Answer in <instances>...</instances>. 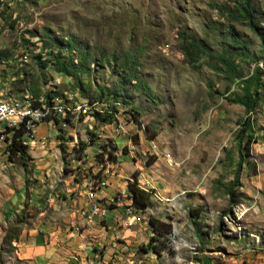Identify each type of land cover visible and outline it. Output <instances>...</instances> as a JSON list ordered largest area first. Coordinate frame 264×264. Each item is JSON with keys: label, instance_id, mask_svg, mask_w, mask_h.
I'll return each mask as SVG.
<instances>
[{"label": "rangeland", "instance_id": "374dc122", "mask_svg": "<svg viewBox=\"0 0 264 264\" xmlns=\"http://www.w3.org/2000/svg\"><path fill=\"white\" fill-rule=\"evenodd\" d=\"M236 1L0 0V99L33 102L50 89L75 116L70 125L45 120L40 123H49L46 130L38 133L39 123L27 132L34 135L24 138L28 167L19 156L8 157L7 137L0 140V264H29L21 239L34 236L41 221L48 231L60 224L56 205L48 201L57 194L77 198L78 190L68 188L100 175L93 193L108 181L114 189L123 185L116 188L119 196H103L102 215L130 198L124 185L132 182L146 189L151 201L145 208L124 207L121 228L134 233L114 239L120 250L106 264H264V88L251 113L258 141L241 167L235 200L228 192L238 168L240 120L246 116L245 107L230 98L243 93L242 79L257 64L264 68L262 38L221 9L235 10ZM250 2L264 34V0ZM181 28L215 54L227 53L239 76L208 56L195 69L182 52ZM61 39L90 53L79 83L59 78L52 63L45 64ZM73 52L79 60L77 49ZM101 89L111 91L105 100L99 99ZM112 96L122 103L106 99ZM39 99L49 104L45 95ZM111 113L114 123L106 120ZM92 136L95 143L83 148ZM12 198L24 206L21 214L11 207ZM129 215L133 222L125 226Z\"/></svg>", "mask_w": 264, "mask_h": 264}, {"label": "trees", "instance_id": "16d2710c", "mask_svg": "<svg viewBox=\"0 0 264 264\" xmlns=\"http://www.w3.org/2000/svg\"><path fill=\"white\" fill-rule=\"evenodd\" d=\"M236 4H237L236 9L233 11H226L225 8L223 9V7L221 9L224 12H229V14L237 21L238 20L246 21L247 24L262 38L263 47H264V34L259 29L258 26L259 19H257V15L252 7V3L250 2V0H237ZM32 33L33 35H36V32H32ZM178 36L180 37L183 54L187 57L188 63H190L195 69H199L202 63V58L204 56H208L211 59H218V61H220L222 64L226 66L227 70L230 71V73L233 74V76L236 77L239 76L236 67L233 65L234 62L230 60L229 56H227V53L221 52L220 54H215L212 50L209 49V47L207 46L206 42L203 39H201L194 33H190L187 28L179 29ZM232 37L236 46L239 47L240 50L243 49L244 52V48H246V46L244 45V43L241 42L240 37L236 34L235 31H232ZM44 42L46 43L45 47H48L47 45L49 43L47 42V40ZM57 42L59 44L58 45L59 50L56 53L50 51L49 54L51 55L52 58L46 60L45 64L52 63V65L54 66V71L57 74L62 75L64 77H68L71 80V82L74 77L76 81H78L79 83L80 72L86 71L87 68L86 66L90 64V59H91L90 53L81 47L72 46L73 44L70 41L66 42L65 40L61 39V40H57ZM65 49L69 50L71 54H67L65 52ZM76 49L80 54L79 60L77 61H75V54L73 52ZM261 58L264 59V48L261 51ZM134 64H136V62H134ZM263 74H264V68H261L260 64H257L254 67L252 74L249 77L242 79L243 93L241 95H235L233 98H230V101L232 103L243 105L246 111V116L240 120L241 128L238 132L237 145L240 152L238 168L235 173V180L230 185L228 190L231 200H235V195L233 190L235 186L239 184V174L241 171V167L245 162V157L249 155L250 146L253 142L258 141L256 132L253 129L254 118L252 117L251 113L258 106L260 97L262 95V89L264 88V80H262ZM142 85L146 86L145 83H142ZM53 94H54V90L47 89L44 93L42 92L40 96L45 95L47 100H49L48 101L49 104H51L52 103L51 98L53 97ZM107 94L110 95L111 91L107 93L104 91V89H101V91L98 94L99 99L105 100L104 97ZM113 94L115 97H117L118 95L117 92H114ZM40 96H37L36 97L37 100L33 101V104L36 107H39L42 104L41 100L40 99L38 100ZM106 99L109 100L113 99V101L121 102L120 100L115 99L113 96ZM95 100L97 99H94L92 101ZM115 109L117 110L118 108L115 107ZM71 112L72 110H69L68 115L65 118L61 116L60 117L55 116L54 118L55 123L57 124L64 123L63 125L67 124L68 120L61 122V119L73 118L74 115L71 116ZM94 113L100 114L101 112L94 111ZM134 114H135L134 115L135 121L139 123L137 117L138 113L134 112ZM106 116H107L106 120L109 121V123H114V119H113L114 116H112V113ZM25 136H27V138L30 139L32 138V136L29 133L25 132L23 127L16 129L15 133L10 138L7 139L9 143L7 145V149L10 150V154L8 155L10 159H15L17 156H19L20 159L22 160L21 162L22 165L28 167L25 159L29 156L28 154L29 146L24 142ZM96 137L97 136H92L90 142H86L83 148L87 147V145L94 144ZM110 155H112V153H110ZM101 176L102 175L98 176V178H100ZM129 189L131 192L130 198L133 200L134 205L136 204L139 208H145L151 203L147 190L139 186V184L135 182L129 183ZM104 204H102V206ZM13 233H10L11 240H13V236L17 234L16 230H14ZM151 239L154 240L155 236L152 237ZM150 245H152V248L159 253V250H157V247L154 244L151 243Z\"/></svg>", "mask_w": 264, "mask_h": 264}, {"label": "crops", "instance_id": "0c3cea01", "mask_svg": "<svg viewBox=\"0 0 264 264\" xmlns=\"http://www.w3.org/2000/svg\"><path fill=\"white\" fill-rule=\"evenodd\" d=\"M71 119L73 118H62L61 122L68 120L69 123H67L70 125ZM46 123L49 124L48 122L40 123L36 131L39 133L44 129L46 130ZM31 136V139H34V135ZM36 161L37 160H35V162ZM63 162L64 161L61 162L62 165ZM116 173L117 172L114 171V174ZM44 176L46 177V174ZM103 176L109 175L108 173H103ZM118 176L119 175H116V177ZM95 180L87 181L85 178L83 185L76 184L75 188L69 187L68 191L70 193L76 191V189L78 190L79 194H77V198H71L70 196L65 198V195H63L58 199L57 194L52 196L48 201L50 206L56 205L55 207L58 212L57 217L60 224H56L54 230L48 231L46 229H48L49 226L45 224V221H41V228L35 232L36 234L34 236H30L29 239H21V242H23V252L25 255H28V259H30L28 261L29 264H106L108 261L107 259H110V254L120 250L119 247L121 243L116 245V243L113 242L114 239L126 237L129 232L134 233L132 229L121 228L120 224L121 219L124 218V207L126 206L128 209H133L130 206L133 203L131 198L124 199L123 202L111 207L107 217L104 219L96 217L91 218V216L88 215L85 216L88 214V211H86L87 209L84 210L87 204L95 203V201L98 200L97 204L102 205L106 202L102 199L103 196H110L109 194H104V189H95L94 193L91 192ZM117 180L120 179L117 178ZM122 186L123 185L119 184L116 188L119 190V187ZM124 186H129V184ZM84 187H86V189H84ZM116 188L114 192L117 190ZM111 192H113V188L109 185L106 187L105 193ZM64 193L65 191L62 194ZM16 196L17 194L14 195L13 198ZM13 198L9 203H11V207H13L17 213L21 214L24 206L20 201L15 202ZM94 199L96 200L94 201ZM82 211L83 214L81 213ZM6 212L10 213L11 209H8ZM43 213L44 212H40V218ZM63 222L71 223V225H73L72 229L70 228L69 231V229H66V226L63 227ZM105 245L107 249L101 253V248ZM101 254L104 256L102 257ZM115 256L119 257V255Z\"/></svg>", "mask_w": 264, "mask_h": 264}, {"label": "bare ground", "instance_id": "6f19581e", "mask_svg": "<svg viewBox=\"0 0 264 264\" xmlns=\"http://www.w3.org/2000/svg\"><path fill=\"white\" fill-rule=\"evenodd\" d=\"M59 97L61 98V96ZM41 102L42 104L39 107H36L34 106L33 102L26 99H0V140L5 137H7V140L14 134L16 129L21 127L24 128L25 132H31L37 126V124L45 119L55 122V116H65L68 110L71 109L67 104L61 102L59 98L52 99L51 104H46V102L42 100ZM25 117L27 123H31V125L23 124ZM8 120H13V124L6 126V121ZM6 151L8 154H10L9 149H6Z\"/></svg>", "mask_w": 264, "mask_h": 264}, {"label": "built area", "instance_id": "2783aa9c", "mask_svg": "<svg viewBox=\"0 0 264 264\" xmlns=\"http://www.w3.org/2000/svg\"><path fill=\"white\" fill-rule=\"evenodd\" d=\"M59 78H62L63 79V76L62 75H59ZM63 80H65V79H63ZM9 124H13V120L6 121V126L9 125ZM23 124L24 125H31V123H27L26 117L24 119V123ZM106 185H109V182H106V184L104 185V194H109V195H112V196H119V195H117L114 192V188H113V192H111V193H105V191H106ZM126 189H129V188H126ZM86 211H89L90 212L91 218L92 217H96V218H99V219H104V218L107 217V215H102V206H99L96 203L95 204H87V210ZM133 218H134L133 215H129L124 220L123 224L125 226H130V224H132V222H133Z\"/></svg>", "mask_w": 264, "mask_h": 264}]
</instances>
